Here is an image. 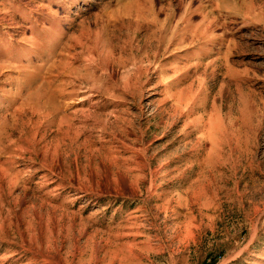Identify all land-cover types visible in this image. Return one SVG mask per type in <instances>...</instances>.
I'll list each match as a JSON object with an SVG mask.
<instances>
[{
    "label": "rangeland",
    "instance_id": "obj_1",
    "mask_svg": "<svg viewBox=\"0 0 264 264\" xmlns=\"http://www.w3.org/2000/svg\"><path fill=\"white\" fill-rule=\"evenodd\" d=\"M264 264V0H0V264Z\"/></svg>",
    "mask_w": 264,
    "mask_h": 264
},
{
    "label": "trees",
    "instance_id": "obj_2",
    "mask_svg": "<svg viewBox=\"0 0 264 264\" xmlns=\"http://www.w3.org/2000/svg\"><path fill=\"white\" fill-rule=\"evenodd\" d=\"M215 261H216V260H214L212 264H215Z\"/></svg>",
    "mask_w": 264,
    "mask_h": 264
}]
</instances>
